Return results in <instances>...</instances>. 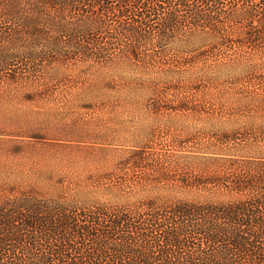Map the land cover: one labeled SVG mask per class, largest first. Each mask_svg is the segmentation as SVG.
<instances>
[{
	"label": "rangeland",
	"instance_id": "374dc122",
	"mask_svg": "<svg viewBox=\"0 0 264 264\" xmlns=\"http://www.w3.org/2000/svg\"><path fill=\"white\" fill-rule=\"evenodd\" d=\"M0 28L2 37L19 33L0 43L10 55L21 56L34 37L19 21ZM243 40L231 28L215 44L195 30L142 48L139 58L124 50L103 58L52 53L56 61L38 84L7 79L22 75L16 63L24 58H6L12 65L0 71L7 79L0 80V209L12 213L20 204L27 214V202H58L75 215L98 206L142 221L151 200L168 207L264 203V50ZM136 151L165 171L123 168Z\"/></svg>",
	"mask_w": 264,
	"mask_h": 264
},
{
	"label": "trees",
	"instance_id": "16d2710c",
	"mask_svg": "<svg viewBox=\"0 0 264 264\" xmlns=\"http://www.w3.org/2000/svg\"><path fill=\"white\" fill-rule=\"evenodd\" d=\"M16 20L34 37L25 40L21 56L0 50V71L11 68L6 58H24L16 63L21 62L22 75L17 71L6 78L25 84L44 79L45 68L56 61L49 58L52 53L103 58L124 50L139 58L145 56L142 48H161L195 30L222 44L232 28L242 44L264 50V0H0V23ZM53 31L68 41L53 37ZM2 35L0 28V43L20 37L16 30ZM144 153L133 152V161L122 167L152 175L165 171L145 164ZM26 205L27 214L20 204L12 213L0 209V264H262L264 259L261 201L168 207L151 200L142 221L138 214L98 206L75 215L58 202ZM80 218L84 226L75 223Z\"/></svg>",
	"mask_w": 264,
	"mask_h": 264
}]
</instances>
